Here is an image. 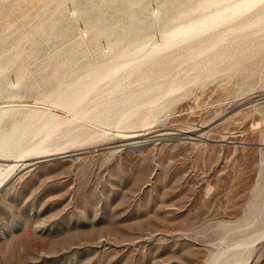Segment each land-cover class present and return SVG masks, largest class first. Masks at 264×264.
<instances>
[{
  "label": "rangeland",
  "instance_id": "rangeland-1",
  "mask_svg": "<svg viewBox=\"0 0 264 264\" xmlns=\"http://www.w3.org/2000/svg\"><path fill=\"white\" fill-rule=\"evenodd\" d=\"M50 1L0 2V81L21 86L0 106L51 108L52 87L106 62L115 42L159 41L152 21L167 0H147V18L130 29L122 27L121 4L133 0H66L40 13ZM206 1L188 0L183 9ZM232 37L165 65L162 81L179 87L193 64ZM263 57L252 84L238 59L221 63L166 103L153 102L161 105L156 118L119 128L83 121L98 141L64 139L56 152L69 154L24 170L18 164L0 188V264H211L253 232L254 252L235 264H264ZM135 136L145 143L130 146ZM25 157L32 156L15 159Z\"/></svg>",
  "mask_w": 264,
  "mask_h": 264
},
{
  "label": "bare ground",
  "instance_id": "bare-ground-1",
  "mask_svg": "<svg viewBox=\"0 0 264 264\" xmlns=\"http://www.w3.org/2000/svg\"><path fill=\"white\" fill-rule=\"evenodd\" d=\"M3 1L5 0H0ZM65 1L51 0L42 7L40 13L46 12L54 3L61 8ZM132 2L124 1L121 4L128 9L127 16L122 19V27L128 26L129 29L133 22H140L142 17L148 16L147 0ZM187 2L188 0L164 2L165 8L152 21V25H158L159 41H147L146 38L144 42L125 39L115 42L109 48L110 54L106 62L79 70L75 79L65 78L53 86L47 100L53 109L31 104L20 106L14 101L13 104L10 101L7 105L0 106V188L10 179L9 176L18 164L24 170V167L28 169L45 159L68 153L56 152L64 139L72 138L74 143L80 140L88 143L98 141L99 132L91 130L92 127L89 128L83 121L101 127L114 123L119 128V125L134 126L135 123L156 118L160 114L161 105L153 102L161 98L166 103L173 94L189 83L188 79L207 77L221 63L229 64L238 59V66L244 68V74L248 75L247 80H251L252 84L256 76L255 70L261 68L262 59H259L264 56V26H254L264 20V0H208L204 6L191 11L183 9ZM168 9H172V12L164 18ZM85 36H89V32H85ZM228 36H233L228 43L217 46L207 58L193 64L191 72H185L183 83L179 87H175L171 80L162 81L161 73L165 65L192 59L195 51L203 44L209 43L211 47H215ZM25 39L23 35L8 53L19 50ZM130 84L132 88H122ZM163 88L167 90L160 97L159 91ZM20 90L19 82L5 86L0 81V99L13 98ZM59 110L65 111V115ZM142 138H131L134 142L130 146L145 143ZM90 143L92 147V142ZM26 155H31V159H15ZM262 215L264 209L261 210L260 216ZM258 220L264 234V221L260 218ZM255 234L253 232L251 239L246 238L239 245L217 254L211 264H235L247 251L253 253Z\"/></svg>",
  "mask_w": 264,
  "mask_h": 264
},
{
  "label": "water",
  "instance_id": "water-1",
  "mask_svg": "<svg viewBox=\"0 0 264 264\" xmlns=\"http://www.w3.org/2000/svg\"><path fill=\"white\" fill-rule=\"evenodd\" d=\"M63 157H65V156H63Z\"/></svg>",
  "mask_w": 264,
  "mask_h": 264
}]
</instances>
